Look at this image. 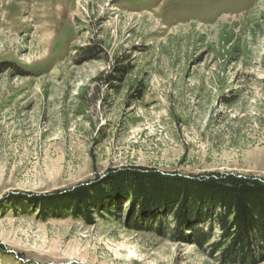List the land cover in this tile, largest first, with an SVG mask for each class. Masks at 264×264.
I'll list each match as a JSON object with an SVG mask.
<instances>
[{
    "label": "rangeland",
    "instance_id": "1",
    "mask_svg": "<svg viewBox=\"0 0 264 264\" xmlns=\"http://www.w3.org/2000/svg\"><path fill=\"white\" fill-rule=\"evenodd\" d=\"M1 64L0 264H223L217 230L200 248L141 228L167 210L121 198L122 221L89 222L35 199L124 168L264 179V0H0Z\"/></svg>",
    "mask_w": 264,
    "mask_h": 264
},
{
    "label": "trees",
    "instance_id": "2",
    "mask_svg": "<svg viewBox=\"0 0 264 264\" xmlns=\"http://www.w3.org/2000/svg\"><path fill=\"white\" fill-rule=\"evenodd\" d=\"M236 50L234 46L232 52ZM82 51L90 60L97 52L95 47ZM117 71L119 75L111 76L110 82L114 78L122 80L125 69L119 67ZM121 198L132 202L131 215L137 210H167L165 220L141 228L173 241H182L181 229L191 228L193 242L204 248L217 230L219 233L212 249L222 251L224 248L219 259L223 264L239 262L236 257L251 260L253 250L255 254L264 252V179L248 175L189 177L163 174L149 168H124L109 172L104 178L78 187L76 191L40 196L35 201L43 215L48 217L51 213H63L81 216L90 222L93 214H99L120 222L123 220ZM129 221L126 226H133ZM196 221L207 223L192 229ZM250 242L254 247L252 250Z\"/></svg>",
    "mask_w": 264,
    "mask_h": 264
},
{
    "label": "water",
    "instance_id": "3",
    "mask_svg": "<svg viewBox=\"0 0 264 264\" xmlns=\"http://www.w3.org/2000/svg\"><path fill=\"white\" fill-rule=\"evenodd\" d=\"M105 176V175H104Z\"/></svg>",
    "mask_w": 264,
    "mask_h": 264
}]
</instances>
